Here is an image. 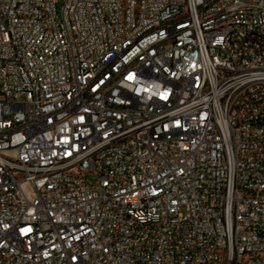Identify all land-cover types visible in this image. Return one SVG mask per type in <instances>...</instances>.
Segmentation results:
<instances>
[{"label": "built area", "instance_id": "built-area-1", "mask_svg": "<svg viewBox=\"0 0 264 264\" xmlns=\"http://www.w3.org/2000/svg\"><path fill=\"white\" fill-rule=\"evenodd\" d=\"M0 264H264V0H0Z\"/></svg>", "mask_w": 264, "mask_h": 264}, {"label": "rangeland", "instance_id": "rangeland-1", "mask_svg": "<svg viewBox=\"0 0 264 264\" xmlns=\"http://www.w3.org/2000/svg\"><path fill=\"white\" fill-rule=\"evenodd\" d=\"M88 180L93 181L94 178H93L92 176H89V177H88Z\"/></svg>", "mask_w": 264, "mask_h": 264}]
</instances>
